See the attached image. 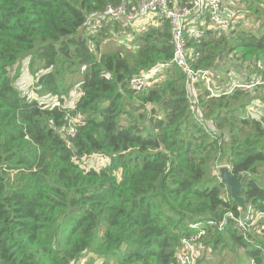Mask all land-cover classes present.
<instances>
[{"label":"trees","instance_id":"obj_1","mask_svg":"<svg viewBox=\"0 0 264 264\" xmlns=\"http://www.w3.org/2000/svg\"><path fill=\"white\" fill-rule=\"evenodd\" d=\"M140 1L0 0V264H79L83 254L87 264H175L195 230L205 232L195 264L216 249L264 264V226L235 227L226 216L240 210L218 179L222 165L242 174L240 196L264 213V107L248 113L264 103V32L208 18L189 27L186 63L210 72L211 94L170 64L169 20L91 30L106 6ZM239 4L264 27V0ZM225 66L244 78L219 79ZM241 80L261 84L232 90Z\"/></svg>","mask_w":264,"mask_h":264},{"label":"built area","instance_id":"obj_2","mask_svg":"<svg viewBox=\"0 0 264 264\" xmlns=\"http://www.w3.org/2000/svg\"><path fill=\"white\" fill-rule=\"evenodd\" d=\"M121 18L130 25L149 18L169 20L171 24L172 45L174 49V55L170 64H175L181 69L187 84L202 82L206 85L208 92L211 94L214 92L211 86L210 72L207 70L195 71L187 65L184 36L187 33H190L189 27L195 25L201 20H205L206 18L209 19L212 26L225 29L229 28L233 23L231 21L232 14L228 13L225 8H221L220 0H190L188 5L184 6L176 5L174 3L170 6L168 0H142L137 8L132 7L130 9H127L125 3L116 7L108 5L97 17L89 19V22L91 23L90 28L91 30H94L103 21ZM164 67L165 65H159L152 71L143 74L142 80L132 81V86L137 85L134 87L140 88L141 83L144 80H146V84L150 83L149 79L154 77ZM255 84L238 82L232 86V90L250 89L254 87ZM55 105L56 102L51 103L50 108H54ZM190 109L191 111L196 112L194 106H191ZM257 216H264V213L252 215V212L249 209L246 216L240 215L238 218H235L232 214L228 213L226 217L234 219L235 227L240 228L242 231H249ZM190 234L192 235L185 236L181 239V248L176 252L175 264H195V245L203 236L204 231L199 230L196 233ZM250 264L255 263L251 262Z\"/></svg>","mask_w":264,"mask_h":264},{"label":"rangeland","instance_id":"obj_3","mask_svg":"<svg viewBox=\"0 0 264 264\" xmlns=\"http://www.w3.org/2000/svg\"><path fill=\"white\" fill-rule=\"evenodd\" d=\"M226 1L228 2L229 7H232L231 9H226L225 8V10L228 13L232 14V18H234V21H232L233 23L231 25H234L235 26V25L238 24L239 27H240V23H241V24H245L247 26H252V29H253L254 32H259V33L260 32H264V27H260V24H255V22L253 23L251 19H249L248 17H246V14H248V12L245 11L241 7V5L239 4V0H226ZM157 21H158L157 18H149V19H146V20H143V21L137 23L134 26H136V27L149 26V25H152L154 22L157 23ZM85 33L88 34L87 31H85ZM123 40L124 39H120L119 38V39L115 40L114 42L117 43L119 41V43H121ZM115 43H113V45ZM130 46L132 47V45H130V43H128V47H130ZM117 50L126 51L122 46H118L117 47ZM227 68L228 67L225 66L220 71H218L217 77L219 79L220 78H223V77H227V76H231L233 79H236V80H239V79L244 78V76H242L239 71L236 72V70H234L232 68L230 69V71H228ZM25 81H28L27 78H25L24 82ZM213 81H214V78H213L212 82ZM235 82L236 81H234V82L231 83V87L235 84ZM241 82H245V81L244 80H241ZM247 82L248 83H253L252 80L247 81ZM255 83H253V84H255ZM260 84L261 83H259V84L256 83L254 86L260 85ZM250 89H253V88H250ZM70 94L71 95H69V96H71V98H70V100L66 104L67 107L73 106L75 104V102L77 101L78 97H79L78 93H76L74 91H71ZM249 94L251 95V98H250L251 100L250 101H252V99H254L256 97V95H254L255 94L254 91L250 92ZM52 102H55V101L53 100ZM256 103H258V102H256ZM256 103H254L252 105V107L249 108L248 113H250L252 111V108L254 109L255 107H258L259 108L258 111L263 114V107H264L263 104L264 103H258L257 106H256ZM91 161L92 160H84L85 163L86 162H91ZM223 192H225V190H223ZM259 222H261V223L259 224ZM263 222H264V216H257L255 218V221H254L253 225L250 227V229H257V228H259L261 226H264ZM204 235H205V232H204L203 236ZM216 250L218 252H220V253H217L216 252L215 254H213V257L209 261L210 264H218L219 261L225 260L226 257H228V260H229L230 264H233L234 263V258L237 260L236 262L238 263V258H236L233 255L231 256V254H229L227 251H220L218 249H216ZM195 254H196V252H195ZM231 257H233V258H231ZM87 261H88V258L86 257V254H83L82 255V258L79 260V264H87Z\"/></svg>","mask_w":264,"mask_h":264},{"label":"water","instance_id":"obj_4","mask_svg":"<svg viewBox=\"0 0 264 264\" xmlns=\"http://www.w3.org/2000/svg\"><path fill=\"white\" fill-rule=\"evenodd\" d=\"M243 175L233 176L230 172L228 165H222L218 167V179L229 190L231 200L238 206L241 216H246L248 213V207L246 205L245 198L240 196L242 190Z\"/></svg>","mask_w":264,"mask_h":264},{"label":"clouds","instance_id":"obj_5","mask_svg":"<svg viewBox=\"0 0 264 264\" xmlns=\"http://www.w3.org/2000/svg\"><path fill=\"white\" fill-rule=\"evenodd\" d=\"M193 229H196V228H193ZM199 230H195L194 232H192V233H196V232H198ZM250 264V263H249Z\"/></svg>","mask_w":264,"mask_h":264},{"label":"crops","instance_id":"obj_6","mask_svg":"<svg viewBox=\"0 0 264 264\" xmlns=\"http://www.w3.org/2000/svg\"><path fill=\"white\" fill-rule=\"evenodd\" d=\"M137 23H139V22H137ZM137 23H135V25H136ZM232 69H233V68H232Z\"/></svg>","mask_w":264,"mask_h":264}]
</instances>
